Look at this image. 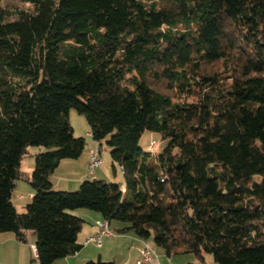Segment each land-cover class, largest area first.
I'll use <instances>...</instances> for the list:
<instances>
[{"label":"trees","instance_id":"obj_1","mask_svg":"<svg viewBox=\"0 0 264 264\" xmlns=\"http://www.w3.org/2000/svg\"><path fill=\"white\" fill-rule=\"evenodd\" d=\"M70 109L123 182L53 188L86 147ZM145 130L167 140L155 161ZM29 146L46 150L28 175ZM18 180L33 190L21 212ZM78 208L166 255L264 264V0H0V233H32L53 264L83 246Z\"/></svg>","mask_w":264,"mask_h":264},{"label":"crops","instance_id":"obj_2","mask_svg":"<svg viewBox=\"0 0 264 264\" xmlns=\"http://www.w3.org/2000/svg\"><path fill=\"white\" fill-rule=\"evenodd\" d=\"M88 135L90 136L89 133ZM95 143L93 140L86 143L84 151L77 159H63L60 161L57 169L50 176V181L54 189L74 190L82 180L89 178L88 176L90 174H88L87 169L89 150L95 146ZM101 159V166L90 175L92 176L91 178L114 181L110 177L108 163L105 159ZM60 171L64 175L60 174ZM13 192L12 198L14 206L18 212H21L24 210V205L31 200L33 190L28 186L25 188L24 194L20 193L16 198L13 196ZM71 213L81 217L84 220L83 225H86L82 226L78 234V241L82 243L88 235L96 231L95 222L100 220L101 216L95 211L88 212L87 210H73ZM123 226L121 223L116 222L112 224L111 222L109 227L112 234L111 236L104 237L100 246L93 244L83 245L76 253L57 259L53 264H84L85 261L97 259L112 261L114 264H136V260L139 258V249L144 245H148L153 254L152 262L144 264L196 263L195 257L191 254H180L182 256H179V254L166 255L164 250L156 246L151 239H142L132 231L120 230ZM31 244H35V236L32 233H28L26 242L18 241L12 232L0 233V264H32L31 261H34V264H38L32 254Z\"/></svg>","mask_w":264,"mask_h":264},{"label":"rangeland","instance_id":"obj_3","mask_svg":"<svg viewBox=\"0 0 264 264\" xmlns=\"http://www.w3.org/2000/svg\"><path fill=\"white\" fill-rule=\"evenodd\" d=\"M2 4L5 5V2H3ZM7 5L9 7V8L8 7L7 8L10 10L15 9L13 7L14 5L17 7H20V8H27L28 7L27 4L16 2V1H11ZM70 119H71L70 123H71V126L73 128V135L75 137H84L86 143H89L90 141H92L91 136L88 135L89 128H88V124H87V121H86V118L84 117V115L79 114L75 109H70L69 120ZM153 140L156 142V145L151 150V157L150 158H151V160L155 161L156 155L167 144V140L165 138H163L160 133H158L156 131L145 130L139 138V146L144 151H150V149H149L150 144ZM27 150H28V154L23 158V160L21 162V168L20 169L22 171H24L25 174L29 175V174H31V172L34 168V164H35L34 154L41 152V151H44L46 149L44 147H40V146H29L27 148ZM109 151H110V147L107 145L106 141H102L100 157L105 159L106 162L108 163L107 166L109 165L111 179H114V181H116V182H122L124 179L123 175L118 171V169L116 171H114L112 168ZM60 174L64 175V173H62V171H60ZM88 177L91 178L92 176L89 175ZM260 179H261V176L256 175V176H254L253 181L258 182V181H260ZM107 181H111V180H107ZM28 186L31 187L30 184L26 181H23V180L17 181V186L14 188L13 196L16 198L20 193L24 194L25 188H27ZM76 189L67 190V191H75ZM76 210H87L88 212H93V211H89L88 209H84V208H78ZM116 222H118V221H112V224L116 223ZM83 226H86V225L84 224ZM179 256H182V255H179ZM203 256H204V258L202 260L195 257V261L197 264H213L212 257L210 254L204 253ZM31 263L34 264V261H31Z\"/></svg>","mask_w":264,"mask_h":264},{"label":"built area","instance_id":"obj_4","mask_svg":"<svg viewBox=\"0 0 264 264\" xmlns=\"http://www.w3.org/2000/svg\"><path fill=\"white\" fill-rule=\"evenodd\" d=\"M156 145V142L153 140L150 144V151ZM102 163V159L100 157V145L98 142L95 143V146L90 148L89 150V162H88V170L89 173H93ZM122 171V168H119ZM96 231L90 235H88L82 242L83 245L94 244L96 246H100L102 244L103 238L111 236V230L109 227V223L106 220H97L95 222ZM31 251L34 258L37 257L36 247L34 244H31ZM153 260L152 250L148 245H144L139 249V258L136 260V264H144L150 263Z\"/></svg>","mask_w":264,"mask_h":264}]
</instances>
